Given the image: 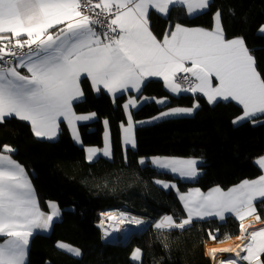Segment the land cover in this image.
Listing matches in <instances>:
<instances>
[{
  "label": "snow or ice",
  "instance_id": "obj_1",
  "mask_svg": "<svg viewBox=\"0 0 264 264\" xmlns=\"http://www.w3.org/2000/svg\"><path fill=\"white\" fill-rule=\"evenodd\" d=\"M211 3L212 0H0V123L15 116L30 122L37 138L52 140L61 122H65L73 139L82 143L77 122L96 117L95 112L78 114L74 108V102L84 97L82 77L90 81L95 92L103 89L111 94L113 102L117 93L139 92L146 79L161 77L172 93L203 94L209 104L218 100L236 102L242 107V115L233 120L234 124L264 122V74L258 71L255 50L247 46L243 36L226 38L220 9L213 13L210 28L176 23L162 39L151 31L150 11L166 17L170 6L180 5L187 16L194 18L206 13ZM259 32L264 33V25ZM156 102L163 104L166 99ZM137 106L138 101L129 97L123 105L127 124L120 125L123 143L133 148L135 126L145 123L133 122L128 110ZM197 108L198 103L175 107L153 119L192 114ZM103 123L104 148H87L89 162L98 154L111 158L109 122L105 119ZM15 151L8 145L0 149V264H27L34 233L50 230L54 218L61 215L54 201L47 202L48 212L41 210L28 173L11 155L4 154ZM146 162L189 180L201 174L197 165L203 164L202 159L159 156L139 161ZM254 163L262 174L227 190L216 186L207 192L193 188L181 193L175 184L155 181L177 191L187 214L179 222L165 215L155 228L183 230L194 220L215 217L225 221L226 214H231L240 222L237 238L246 243L235 257L221 260L218 252L230 253L233 249L212 248L210 258L215 264H264V227L250 231L252 225L243 223L253 215L260 220L256 202L264 201V156ZM102 215L118 222L126 219L124 213ZM131 222L143 223L136 218ZM218 234L219 229L209 231L208 237L215 242ZM230 238L225 233L219 242ZM57 247L75 257L82 255L79 248L64 242H58ZM141 258L142 251L136 248L132 259Z\"/></svg>",
  "mask_w": 264,
  "mask_h": 264
},
{
  "label": "trees",
  "instance_id": "obj_2",
  "mask_svg": "<svg viewBox=\"0 0 264 264\" xmlns=\"http://www.w3.org/2000/svg\"><path fill=\"white\" fill-rule=\"evenodd\" d=\"M217 9L222 12L226 38L243 36L255 50L258 71L264 74V33L259 32L264 25V0H212L208 11L194 18L186 15L184 7L172 6L167 18L152 13L150 27L161 39L176 23L210 28ZM82 88L84 97L75 103V110L96 113V121L81 128L83 146L73 141L66 126L56 141H48L34 136L31 125L16 118L0 123V149L8 145L16 150V160L32 174L41 208L46 210L47 202L54 201L62 213L50 235L32 237L27 264H212L205 252L206 243L212 241L209 231L219 229L216 242L222 243L219 240L225 233L231 238L240 235L239 221L231 217L193 222L183 230H158L154 224L161 217L172 215L179 222L186 212L175 191L155 181L175 184L186 192L216 186L228 189L257 178L262 173L254 161L264 156V122L234 124L242 115L237 104H209L204 96L188 92L173 96L162 81L150 80L141 95L151 101L132 112L134 122L145 123L136 125V147L125 149L120 125L127 123L123 108L127 96L113 102L108 93L95 92L87 79ZM163 99V105L156 102ZM194 103L199 108L191 115L153 119ZM105 119L112 132L113 159L100 157L90 163L85 147H104ZM157 156L202 159V175L185 180L149 162L139 163L141 158L148 161ZM109 210L132 213L154 224L125 246L105 243L98 224L101 213ZM258 214L264 220V201L258 204ZM58 242L79 248L82 255L75 257L59 249ZM136 248L142 251L140 263L132 259Z\"/></svg>",
  "mask_w": 264,
  "mask_h": 264
},
{
  "label": "crops",
  "instance_id": "obj_3",
  "mask_svg": "<svg viewBox=\"0 0 264 264\" xmlns=\"http://www.w3.org/2000/svg\"><path fill=\"white\" fill-rule=\"evenodd\" d=\"M171 7L172 6H170V9H171ZM169 12H170V10H169ZM152 13H156L155 11H150V14H149V20H150V16H151V14ZM156 14H158V13H156ZM158 15H160L161 17H163V18H167L168 16H169V14H168V16H163V15H161V14H158ZM169 30H170V28H169ZM151 31L153 32V30L151 29ZM154 33V32H153ZM155 34V33H154ZM156 35V34H155ZM157 36V35H156ZM157 38L158 39H161V38H159L158 36H157ZM25 70H23V69H21V72L23 73ZM85 78H83L82 77V81L84 80ZM88 80V79H87ZM150 80H160V81H162L163 82V84H164V86H165V83H164V81H163V79L161 78V77H150V78H148V79H146L145 80V82H144V84H143V86H142V88H141V90L139 91V92H136L135 90H133V91H130V92H125L124 94H120V93H117L116 94V97H115V99L116 98H118V97H120V96H123V95H126L127 96V100H126V103L128 102V99H129V97H132V98H135L137 101H138V106L137 107H130L129 108V110L128 111H130L131 112V114H132V112L133 111H135V110H137V109H139L140 107H142L144 104H146L147 102H149V101H151V99L150 98H147V97H145V96H142L141 95V93H142V91H143V89H144V87H145V85L148 83V81H150ZM82 81H81V86H82ZM165 88H166V90L170 93V94H172L173 96H180V95H182V94H186L187 92H181V93H179V94H176V93H172L166 86H165ZM83 89V88H82ZM101 92H106V93H108L106 90H103V89H101V91L99 92V93H101ZM109 94V93H108ZM110 96H111V94H109ZM198 95H201V96H203V94H198ZM112 97V96H111ZM113 98V97H112ZM206 98V97H205ZM83 99V98H82ZM81 99V100H82ZM207 99V98H206ZM81 100H79V101H81ZM79 101H77V102H79ZM158 101V100H157ZM221 101H223V100H218L217 102H221ZM77 102H74V105H75V103H77ZM224 102H233V103H235V104H237L236 102H234V101H224ZM159 104V103H158ZM164 104V103H163ZM162 104V105H163ZM160 105V104H159ZM238 105V104H237ZM239 106V105H238ZM241 107V106H240ZM194 113V112H193ZM192 113V114H193ZM78 114H81V113H78ZM82 114H89V113H82ZM182 115H191V114H178V115H172V116H168V117H177V116H182ZM9 118H16L15 116H12V117H6L5 118V120L6 119H9ZM16 119H18V118H16ZM4 120V121H5ZM18 120H20V119H18ZM21 121H23V120H21ZM96 121V117L93 119V120H90V121H80V122H77V128H78V132H79V136H80V140L82 141V143H78V142H76L74 139H73V141L77 144V145H80V146H83V138H82V134H81V128H82V126H84V125H89V124H92V123H94ZM23 122H26V123H28V124H30V122H28V121H23ZM134 122V121H133ZM244 123V122H243ZM127 124V123H126ZM125 124V125H126ZM31 125V124H30ZM103 125H104V123H103ZM64 126H66V127H68V125L65 123V122H61V124H60V129H59V133H58V135H57V137L55 138V139H52V140H49V139H45V138H39V139H42V140H48V141H56L59 137H60V134H61V131H62V128L64 127ZM69 128V127H68ZM135 128H136V126H135ZM69 130H70V133H71V129L69 128ZM104 130L106 131V128H105V125H104ZM107 130L110 132V146H111V158H109V157H106V158H108V159H110V160H112L113 159V154H114V152H113V139H112V132H111V128H110V124L108 123V126H107ZM72 135V134H71ZM73 138V137H72ZM122 140H123V137H122ZM123 146H124V148L125 149H131V148H133V147H131V146H128V145H125L124 143H123ZM89 147H94V148H98V149H103V148H99V147H96V146H88V147H85V152H86V149L87 148H89ZM15 153H16V151L14 152V153H4V154H8V155H11L12 156V158L14 159V160H16V158H15ZM86 157H87V152H86ZM100 157H105V156H103V155H99L98 154V156L96 157V158H94L93 159V161H91L90 163H92V162H95L96 160H98ZM17 161V160H16ZM19 164H21L19 161H17ZM22 165V164H21ZM203 165V164H202ZM202 165H200V164H198L197 165V167L198 168H200V171H201V174L199 175V176H201L202 175V170H201V166ZM23 166V165H22ZM257 166V165H256ZM24 167V166H23ZM258 167V166H257ZM259 168V167H258ZM24 169H25V171L28 173V177H29V179L32 181V174L24 167ZM260 169V168H259ZM160 170V169H159ZM261 170V169H260ZM161 171H164V172H169V171H167V170H161ZM169 173H171V172H169ZM262 173V172H261ZM171 174H173V173H171ZM174 176H176V177H179L178 175H176V174H173ZM198 176V177H199ZM197 177V178H198ZM180 178V177H179ZM183 179V178H182ZM185 180H189V179H185ZM32 185H33V181H32ZM177 186V185H176ZM33 187H34V185H33ZM177 188H178V186H177ZM34 189H35V187H34ZM179 189V188H178ZM167 190H174L175 191V193L178 195V193H177V191L175 190V189H167ZM210 190V189H209ZM209 190H207V191H209ZM224 190H227V189H224ZM207 191H202V192H207ZM179 192H181L180 190H179ZM186 192H188V191H186ZM181 193H185V192H181ZM35 194H36V196H37V199H38V201H39V197H38V194H37V192H36V190H35ZM179 197V196H178ZM261 202H263V201H257L256 202V210H257V214H258V204L259 203H261ZM39 204H40V201H39ZM183 204V203H182ZM40 207H41V205H40ZM60 208V207H59ZM41 210L42 211H45V212H48L49 211V208H48V205H47V209L45 210V209H42L41 208ZM60 212H61V209H60ZM62 214V213H61ZM187 215V214H186ZM259 215V214H258ZM60 217H61V215H60ZM60 217L58 218V219H56V218H54V221H53V224H52V227H51V229L50 230H48V231H37L36 233H34V235H36V234H43V235H50L51 234V232H52V229H53V226H54V224H55V222L56 221H58L59 219H60ZM233 218V216L231 215V214H226V219L227 218ZM219 220L218 218H215V217H210V218H205V219H203V220H194L193 222H197V221H207V220ZM225 219V220H226ZM219 221H221V220H219ZM247 222H254V224L252 225V229H250V231L251 230H253V229H259V228H261V227H264V220H262L261 219V217H260V220L259 221H257L256 220V216L255 215H253V216H249V217H246L245 219H244V221H243V223H247ZM240 223V222H239ZM33 235V236H34ZM32 239V238H31ZM31 239H30V242H31ZM0 242H2V238H0ZM211 242V241H210ZM29 248H30V244H29ZM245 253H243L242 255H244ZM28 260H29V252H28V257H27V263H28ZM141 261V260H140ZM140 261H136V262H138V263H140Z\"/></svg>",
  "mask_w": 264,
  "mask_h": 264
},
{
  "label": "bare ground",
  "instance_id": "obj_4",
  "mask_svg": "<svg viewBox=\"0 0 264 264\" xmlns=\"http://www.w3.org/2000/svg\"><path fill=\"white\" fill-rule=\"evenodd\" d=\"M109 212L114 213L117 216H119L120 213L129 214L128 212L117 211V210L116 211L109 210V211H104L101 213V221L98 224V228L106 236V239L104 240L105 243L119 244V245L125 246L131 241V239L144 233L148 229L150 223L154 224L153 220L145 219L139 216H137L136 219L143 221V223L141 224H136L134 222L131 223L125 219L123 220V222L113 221L109 219L107 216L102 215L103 213H109ZM148 221H151V222L149 223ZM244 224L245 226H248L249 224L253 225L254 222H247ZM237 237L239 236H234L230 238L229 240L222 242V243H218L216 241L207 242L205 252L207 254V257L211 260V262L213 260L210 258L209 252L212 248H217V249L232 248L233 249V251L230 253H219L218 252L216 255L219 259H227L230 256L235 257V253L237 251H240L241 247H243V245L246 243V241L240 240ZM237 245H239L240 247H237ZM242 254L243 252H241V255ZM212 263L215 264L214 261Z\"/></svg>",
  "mask_w": 264,
  "mask_h": 264
},
{
  "label": "rangeland",
  "instance_id": "obj_5",
  "mask_svg": "<svg viewBox=\"0 0 264 264\" xmlns=\"http://www.w3.org/2000/svg\"><path fill=\"white\" fill-rule=\"evenodd\" d=\"M160 105H162L161 103H159ZM137 216L136 215H134V214H132V213H129V214H126V219L125 220H127V221H129V222H131L132 221V218H136ZM149 223L151 222V221H148ZM132 223V222H131ZM153 224V223H152ZM151 223L149 224V226L150 225H152ZM155 225V224H154ZM102 236H103V239L105 240L106 239V236L103 234V232H102ZM221 260H224V259H221ZM213 262V261H212ZM212 264H214V263H212Z\"/></svg>",
  "mask_w": 264,
  "mask_h": 264
}]
</instances>
